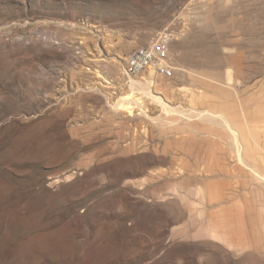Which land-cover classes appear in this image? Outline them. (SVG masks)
Returning a JSON list of instances; mask_svg holds the SVG:
<instances>
[{
    "label": "rangeland",
    "instance_id": "obj_1",
    "mask_svg": "<svg viewBox=\"0 0 264 264\" xmlns=\"http://www.w3.org/2000/svg\"><path fill=\"white\" fill-rule=\"evenodd\" d=\"M157 34L169 108L114 112ZM262 151L264 0H0V264H264Z\"/></svg>",
    "mask_w": 264,
    "mask_h": 264
},
{
    "label": "bare ground",
    "instance_id": "obj_2",
    "mask_svg": "<svg viewBox=\"0 0 264 264\" xmlns=\"http://www.w3.org/2000/svg\"><path fill=\"white\" fill-rule=\"evenodd\" d=\"M113 66L115 68V71L119 73L120 78L123 80L122 75H125V72L122 60L118 59L116 62H114ZM98 72H95V75L99 76L100 78L101 75ZM160 76L161 75L154 70H151L135 78L126 76V78L122 82H124L127 92L120 97V100L117 103L111 105V109L116 113L125 114L127 116L133 115L134 110L138 109L141 115L146 116V112L144 110V101L141 100V98H143L147 102L150 101L152 103H158L163 110H167L169 107L163 96H160V92L163 90V84L161 82L162 77ZM106 80L107 78L105 79V81ZM226 80L228 85L232 84L233 78L230 70L226 71ZM91 90L101 92L102 89L99 86H94L93 88H91ZM197 116L202 121L224 120L222 116H218L210 112L200 113ZM222 123L223 121L220 122V124ZM222 127H225L230 131L232 137V148L238 158V161L246 167L250 168L253 172H256L255 169L257 167L253 169L252 165H256L257 162L256 164H252V162L260 152L258 153L255 150V148L257 147L254 134L249 129L245 131L241 130L240 128H231L226 125ZM255 151L258 154H256ZM262 153L264 152L262 151Z\"/></svg>",
    "mask_w": 264,
    "mask_h": 264
},
{
    "label": "built area",
    "instance_id": "obj_3",
    "mask_svg": "<svg viewBox=\"0 0 264 264\" xmlns=\"http://www.w3.org/2000/svg\"><path fill=\"white\" fill-rule=\"evenodd\" d=\"M123 67L125 75L132 78L151 70L158 72L163 78H171L173 68L170 40L164 34H157L150 44L130 52L124 60Z\"/></svg>",
    "mask_w": 264,
    "mask_h": 264
}]
</instances>
